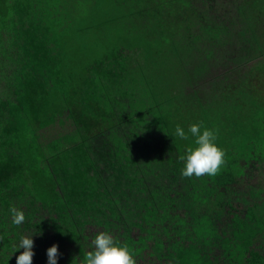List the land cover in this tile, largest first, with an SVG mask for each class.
Wrapping results in <instances>:
<instances>
[{"label": "trees", "instance_id": "trees-1", "mask_svg": "<svg viewBox=\"0 0 264 264\" xmlns=\"http://www.w3.org/2000/svg\"><path fill=\"white\" fill-rule=\"evenodd\" d=\"M253 63L264 0H0V264L23 236L33 264H83L102 231L137 264L264 262V99L246 74L185 89ZM192 124L215 176H182Z\"/></svg>", "mask_w": 264, "mask_h": 264}, {"label": "clouds", "instance_id": "clouds-1", "mask_svg": "<svg viewBox=\"0 0 264 264\" xmlns=\"http://www.w3.org/2000/svg\"><path fill=\"white\" fill-rule=\"evenodd\" d=\"M188 132L195 138L196 147H188L187 155L180 159L185 161L182 170L183 177L215 176L224 165L225 153L220 149L215 140L216 133L205 128L201 131V124H192ZM176 136L187 140L189 138L185 130L177 125ZM12 223L19 226L25 221V214L17 207L10 208ZM0 239H3L0 236ZM93 250L88 251L83 264H137L127 244L120 245L114 237L106 231L99 232L92 240ZM34 241L32 237L23 236L19 243V249L24 251L16 258V264H33ZM18 249V250H19ZM60 253L59 246L54 244L47 250L48 264H58Z\"/></svg>", "mask_w": 264, "mask_h": 264}, {"label": "rangeland", "instance_id": "rangeland-1", "mask_svg": "<svg viewBox=\"0 0 264 264\" xmlns=\"http://www.w3.org/2000/svg\"><path fill=\"white\" fill-rule=\"evenodd\" d=\"M255 64L256 63L248 64L247 66L242 67L239 70H232V68L226 66L227 68L222 71H225L222 76L218 75V73H211L209 78H213L214 80H216H212V82L208 81L204 74H197V77L201 80L199 82H196V84H194L195 86L188 84L185 89L190 93L196 86H198V88H204L210 91H214V89H217V91H215L217 93H225L224 91L233 90V84L242 86L243 78L246 74L247 76H249L251 82L249 87L252 90L257 91V94H259L264 99V75L261 71L257 70L259 68H256L258 66ZM251 264H264V262L261 258H254Z\"/></svg>", "mask_w": 264, "mask_h": 264}]
</instances>
